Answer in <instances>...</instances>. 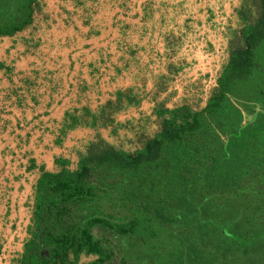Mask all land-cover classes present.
I'll return each mask as SVG.
<instances>
[{"label":"trees","instance_id":"1","mask_svg":"<svg viewBox=\"0 0 264 264\" xmlns=\"http://www.w3.org/2000/svg\"><path fill=\"white\" fill-rule=\"evenodd\" d=\"M39 8L40 0H0V36L26 27ZM233 12L234 24L224 32L226 59L202 106L155 102V129L146 131L148 115L140 117L133 146L96 132L75 149L74 164L55 156L53 170L41 169L19 264H77L86 255L84 264H139V248L169 230L191 247L189 230L218 225L204 203L227 193L253 201V217L243 226L254 229L240 238L231 217L222 219L223 244L236 240L247 264H264V160L257 138L264 132V0H239ZM135 100L116 90L97 109L65 110L59 133L75 126H109L115 133L131 122L115 121L113 113Z\"/></svg>","mask_w":264,"mask_h":264},{"label":"crops","instance_id":"2","mask_svg":"<svg viewBox=\"0 0 264 264\" xmlns=\"http://www.w3.org/2000/svg\"><path fill=\"white\" fill-rule=\"evenodd\" d=\"M238 1L40 0L26 27L0 36V264H19L41 169L53 170L55 156L74 164L75 149L96 132L107 139L109 126L61 135L64 111L97 109L122 90L136 102L115 121L147 114L153 101L143 97L167 86L158 80L173 76L179 55H193L202 39L204 49L218 38L225 46Z\"/></svg>","mask_w":264,"mask_h":264},{"label":"rangeland","instance_id":"3","mask_svg":"<svg viewBox=\"0 0 264 264\" xmlns=\"http://www.w3.org/2000/svg\"><path fill=\"white\" fill-rule=\"evenodd\" d=\"M224 17L225 15L218 12V19L215 18L218 20V25L225 22ZM218 30L221 31L222 28H218ZM220 41L222 39L218 38L216 43L212 44V49H204V40H199L193 55H188L187 58H184L185 55H181L182 57L179 55L177 63L175 62L173 76L167 80L161 79V81L166 80L165 85L167 86L159 89L157 93H150L148 97H145L146 95L143 97L147 101L149 99L153 101L148 113L128 119L131 124L118 127L115 133L108 132L104 128L103 132L107 139L116 143L121 142L125 147L133 146L135 143H131L129 139L134 140L138 134L136 123L140 117L148 115L142 119V125L146 131L155 129L154 116L151 114L155 102L162 101L164 105L171 106L185 101L192 107L202 106L209 90L215 83L219 68L226 59L223 41ZM188 44L193 45L194 43L189 42ZM240 89L245 90L246 94L250 90V86L242 85ZM262 128H264V124L260 125V129ZM258 137L260 153L264 160V132L257 134ZM234 197L233 194L227 193L210 196L207 199V203H204L205 206L210 204V208H207V215L218 225L212 226L211 223H208L203 226H194L192 230H189L191 232L188 234V238L192 243L191 247H185L184 239L169 230L165 232L164 236L153 239L139 248V264H247L245 260L248 259V255L243 254L240 243L238 246H234L237 241L231 240V244L227 247L220 238L222 223L230 217L236 228L234 230L238 232L236 234L240 238L241 234L248 235V232H252L254 229L248 223H244L243 226L246 216L253 217L255 207L253 201L245 200L247 198L234 200ZM217 200H223L224 203L218 204ZM235 217L239 221L235 220ZM222 219L223 221H221ZM251 247L250 252H252ZM90 257V255L82 256L77 264H84Z\"/></svg>","mask_w":264,"mask_h":264}]
</instances>
